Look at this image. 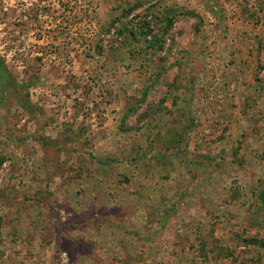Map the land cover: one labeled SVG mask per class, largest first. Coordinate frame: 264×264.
Masks as SVG:
<instances>
[{"label":"rangeland","instance_id":"rangeland-1","mask_svg":"<svg viewBox=\"0 0 264 264\" xmlns=\"http://www.w3.org/2000/svg\"><path fill=\"white\" fill-rule=\"evenodd\" d=\"M235 38L264 51V0H0V264H264V137L244 149L243 136L218 160L195 156L200 166L181 170L197 179L178 180L184 208L140 215L137 190L150 186L133 182L166 151L158 135L188 139L178 93L209 86L212 104L229 101ZM234 111L205 130L190 121L192 138L232 126L264 135V114ZM207 171L224 176L215 198L198 179ZM89 183L107 186L114 206L94 210ZM170 218L164 238L154 225Z\"/></svg>","mask_w":264,"mask_h":264},{"label":"crops","instance_id":"crops-1","mask_svg":"<svg viewBox=\"0 0 264 264\" xmlns=\"http://www.w3.org/2000/svg\"><path fill=\"white\" fill-rule=\"evenodd\" d=\"M249 42L242 43L240 42V39L238 40L237 38H235V40L231 41L230 43V51L233 54V55L231 54V56H233L235 62L233 67L234 68L233 71L235 73L233 76L230 77L231 78L230 82L232 85L231 86L232 94L229 96L230 97L229 101L228 100L221 101L220 104H218L217 106L215 104H212V99L210 97V93L208 92L209 86L207 87V90H205L203 94L200 95L196 94V97H194L192 93L189 94L186 91L178 93L179 97L177 98L178 99L181 98V102L183 105V107L181 108L180 116L183 115L186 116L187 119H189L187 123L182 124L183 125L182 130H185L184 135L188 138L187 139L188 141L187 140L183 141L180 137H176V139L162 140V138L159 135L156 138V140H153L152 143L153 145H156V147L158 148L163 145L166 151L163 152L159 150L158 156L156 154H154L155 155L154 156L152 153L155 159L151 160V163L149 164L151 169L149 171L148 170L143 171L142 169L143 167L140 166L139 172L135 173L133 177V182L142 180L144 182L146 181V183L149 182L147 186H150L148 190L145 189V187H141L140 189L137 190L138 194L136 195L137 196L136 204L142 205L140 207V210L138 211L140 215L143 213V211L148 210V207L152 209L160 207L161 210L162 209L173 210L176 203H177L176 207L178 208H184L187 205V199L183 200L184 197H182V202L180 201L179 195L182 193L179 192L177 186H179L178 180L179 181H181L182 179H184V181L188 180L189 183L193 179H197V177H191L192 175H190V173L185 174L186 173L185 170L184 171L181 170L183 169V167L188 168L189 165L191 166L193 165L192 168L193 170L196 165L200 166L199 163L196 162V159H194L195 156L197 155L201 157L210 156L211 158H214V160H218L220 154H224L225 156H228L229 155L228 150L230 149L233 155V151H232L233 147L236 148L238 146L237 143L239 140L243 141V139L241 138L243 136H245V143L243 146L244 149L252 147V145L249 144L252 143L250 139H252V141H258V142H259V138L263 139L264 135L262 132H258L256 131V129L253 130V127L252 129H250V127L246 129V126L240 127L241 128L240 130L242 131H238V133L236 132L237 134L236 136L234 135L235 133L232 135L233 130H235L233 126L230 127L231 129L224 134L222 131L224 129L213 130V132H211L212 136L210 135L211 127L207 126L206 128L208 130L207 132L211 136V137L209 136L210 137L209 139L204 140V142L203 141L201 142V141H196V139L192 138L196 130L191 129L192 126L190 121L193 120L192 122H195L193 128H195V126L202 127L201 125H203V127H206L205 125L207 124V122L210 125L214 124L215 123L213 122L215 121L214 119H216V121L219 120L218 117L224 114L225 108H228V105H231L232 108H234L235 111H237L238 113L243 112L245 110L248 114L249 112H253L256 109L258 118L261 117L262 114H264V53H263L264 51L263 52L259 51L258 50L259 47H257V45H252V44L249 45L250 44ZM251 43L255 44L254 42ZM248 45L252 50L251 54L254 56V59L251 60L254 63H252V65L249 66L248 64H251V61L245 62L243 58L244 52L246 51ZM244 68L246 70L248 69L250 70L249 73L251 74V76L244 75V73L242 72ZM179 73H180L179 75L180 78L178 79V81L180 82V84L188 83L187 81L188 79L187 80L184 79V70L183 71L180 70L178 74ZM199 75L202 77L197 78L196 80L197 84L195 82V85L196 87L201 85V87L203 88L204 85L201 84L202 83L201 79H203V75L202 74ZM228 102L230 103L228 104ZM195 110L197 112H195ZM262 118H264V116ZM215 126L217 127L219 125H214V127ZM203 127L201 129L205 130ZM257 129H261L260 126H257ZM198 132L199 130L196 131V133ZM247 132L248 133L250 132V135H248ZM252 133H260V135L258 137H255L254 135H252ZM185 149L189 153L185 151ZM183 151H185L186 155L181 154V152L183 153ZM186 152L189 154L188 156ZM241 156H243L242 153H240L238 157L243 158ZM207 161L209 160L205 159L203 163L207 164ZM204 167H205L204 171H206L207 166L204 165ZM207 172H208L207 174H202L203 176L198 177V179L199 180L204 179L206 181V185L213 182V186H215L213 190L212 188H209L206 191L210 192V194H208L209 195L208 197L215 198L216 196L220 195L221 190H218L220 188L216 186L214 180L215 181L220 180L224 178V176L221 172H212V171H207ZM88 186H90L91 194L87 196H91V195L93 196L92 208L94 210L98 208L109 209L112 206H114L112 204V199L110 198L109 195L110 189L107 186L101 189V193L100 190L94 189L93 184L89 183ZM197 188L198 186L193 188L194 191L193 196H197L198 193H200V188L198 189ZM124 192L125 191H122V193ZM211 192H214L215 194L211 195ZM122 193H120V195ZM99 202H101L102 205H100ZM203 202L205 204L202 205V207L205 206L207 207L209 203H213L214 201L212 202V201L204 200ZM89 203H91V201ZM124 204L125 203L122 201V206H124ZM119 206H121V204ZM215 207L217 206L215 205ZM207 209L208 208L205 209V212ZM96 215H97L96 212H93L90 217L94 219ZM172 217L175 216H173L172 214ZM174 220L175 218H170L163 225L159 223V224H155L154 227L164 229L165 235L164 234L163 235L165 236L164 238H166V234L167 235L171 234L170 231L168 232V227H170V225H175ZM189 220L194 221V219L191 218H189ZM143 224L145 223L141 222L140 225ZM165 225L167 226V228ZM92 227H93L92 230L96 231L95 226L93 225ZM103 228L104 227H102L101 229ZM100 230H97V234L99 235V238L102 236L103 242L109 244L111 241L110 237L112 236V234L111 233L107 234L105 228L103 229L102 232H100ZM143 236H145V234H143ZM164 238L162 240H164ZM149 242L147 241V243H149L150 246L154 245L155 243L154 240L153 241L151 240ZM159 242H161V239ZM142 244H146V242L142 241Z\"/></svg>","mask_w":264,"mask_h":264},{"label":"trees","instance_id":"trees-1","mask_svg":"<svg viewBox=\"0 0 264 264\" xmlns=\"http://www.w3.org/2000/svg\"><path fill=\"white\" fill-rule=\"evenodd\" d=\"M3 68L0 66V74H2V77L5 81H7L9 79V77H7V75L4 73V71L2 70Z\"/></svg>","mask_w":264,"mask_h":264}]
</instances>
